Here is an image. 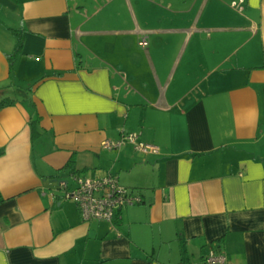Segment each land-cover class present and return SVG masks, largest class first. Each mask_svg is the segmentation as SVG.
<instances>
[{
    "label": "crops",
    "instance_id": "1",
    "mask_svg": "<svg viewBox=\"0 0 264 264\" xmlns=\"http://www.w3.org/2000/svg\"><path fill=\"white\" fill-rule=\"evenodd\" d=\"M243 1L0 0V264H264V0ZM124 133L160 152L103 148ZM108 174L143 203L87 222L60 182Z\"/></svg>",
    "mask_w": 264,
    "mask_h": 264
},
{
    "label": "built area",
    "instance_id": "2",
    "mask_svg": "<svg viewBox=\"0 0 264 264\" xmlns=\"http://www.w3.org/2000/svg\"><path fill=\"white\" fill-rule=\"evenodd\" d=\"M244 1L241 0V4ZM240 5L239 3L234 6ZM140 45L148 48V40L143 37ZM132 144L138 153L144 155L158 154L160 148L153 144H148L139 140V136L133 133H124L119 140H109L103 144L106 150L122 149L124 146ZM76 186L69 189L68 181H61L60 187L65 190V196L73 199L79 206L83 219L87 222L106 221L113 222L118 211L125 207L135 206L143 203L140 193L122 186L116 176L106 175L101 179H87L77 177ZM183 264H234L222 252L212 249L204 256L200 263Z\"/></svg>",
    "mask_w": 264,
    "mask_h": 264
},
{
    "label": "trees",
    "instance_id": "3",
    "mask_svg": "<svg viewBox=\"0 0 264 264\" xmlns=\"http://www.w3.org/2000/svg\"><path fill=\"white\" fill-rule=\"evenodd\" d=\"M14 35H15L16 41H17V48L14 51V53L10 56V60H11V63H13V65L15 64L17 59L21 56L22 50H23V45H24V33H23V31H14ZM15 102H16L15 100H4L2 103H0V108L13 105ZM3 154H4V152L1 151L0 155H3Z\"/></svg>",
    "mask_w": 264,
    "mask_h": 264
}]
</instances>
